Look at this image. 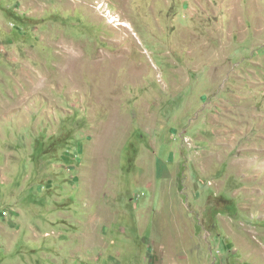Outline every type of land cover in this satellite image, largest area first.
I'll return each mask as SVG.
<instances>
[{"label":"rangeland","instance_id":"1","mask_svg":"<svg viewBox=\"0 0 264 264\" xmlns=\"http://www.w3.org/2000/svg\"><path fill=\"white\" fill-rule=\"evenodd\" d=\"M0 264H264V0H0Z\"/></svg>","mask_w":264,"mask_h":264}]
</instances>
